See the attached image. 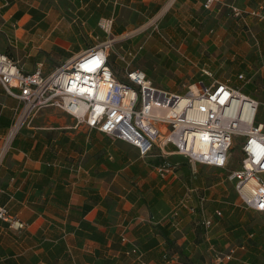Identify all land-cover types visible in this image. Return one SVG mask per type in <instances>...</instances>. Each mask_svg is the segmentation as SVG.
Returning a JSON list of instances; mask_svg holds the SVG:
<instances>
[{
    "label": "crops",
    "instance_id": "crops-1",
    "mask_svg": "<svg viewBox=\"0 0 264 264\" xmlns=\"http://www.w3.org/2000/svg\"><path fill=\"white\" fill-rule=\"evenodd\" d=\"M202 2L0 0V51L31 70L112 38L124 69L139 52L170 71H187L185 62L236 71L244 74L235 79L240 88L260 103L264 18H235L231 7L264 13V0H219L212 10ZM103 18L112 20L110 34ZM19 106L0 86V148ZM163 162L177 164L176 174L159 177L154 167ZM225 178L221 168L156 148L143 157L58 108H42L0 157V207L17 222L0 218V264H264V211L246 207Z\"/></svg>",
    "mask_w": 264,
    "mask_h": 264
},
{
    "label": "built area",
    "instance_id": "built-area-1",
    "mask_svg": "<svg viewBox=\"0 0 264 264\" xmlns=\"http://www.w3.org/2000/svg\"><path fill=\"white\" fill-rule=\"evenodd\" d=\"M218 2L203 0L202 6L212 10ZM231 14L239 19L247 15L264 18L261 6L250 10L231 7ZM111 22L106 18L99 21L106 34H110ZM113 40L106 38L48 73L41 63L25 70L0 51V86L20 103L0 157L38 110L55 107L74 117L78 124L130 143L143 157L156 148L164 156L182 155L192 166L203 163L221 168L243 204L264 211V122L255 120L259 101L242 88L219 80L206 84L199 80L183 93L171 91L156 85L144 70L132 68L129 63L125 64V79L120 80L109 64ZM202 71L210 76L206 69ZM243 77L242 73L238 75ZM236 136L243 138L242 157L238 167L227 169ZM177 169L173 162L154 167L161 178L175 175ZM200 202L203 204L205 198ZM215 214L221 215L220 211ZM0 218L11 226L17 223L4 207H0ZM212 222L206 219L203 224L208 228ZM132 248L137 253L138 248ZM227 258L229 255H216L217 261Z\"/></svg>",
    "mask_w": 264,
    "mask_h": 264
},
{
    "label": "rangeland",
    "instance_id": "rangeland-1",
    "mask_svg": "<svg viewBox=\"0 0 264 264\" xmlns=\"http://www.w3.org/2000/svg\"><path fill=\"white\" fill-rule=\"evenodd\" d=\"M113 49L115 52H110L109 56V61L110 64L115 70V74L118 79L124 80L125 78V69L123 68L124 61L120 60V58L117 56V51L118 49V44L113 46ZM127 58V57H126ZM16 59V58H15ZM20 64L23 65L25 60H19L18 61ZM36 62H41L42 63V69L43 71L48 70L50 67L55 68L56 66L58 67L57 61H52L50 59H47L45 61L43 60H38ZM58 64V65H57ZM185 67L187 71H170L168 68H161L159 62L155 57H146L144 54H140L139 52L136 53L133 57V60L131 61V67L134 68H139V69H146L147 76H149L156 85L161 86L165 89L171 90V91H177V92H185L187 91V87L189 85L191 86L192 83H195L199 80L201 75L205 76L203 74V71H200L198 68H195L191 62H185ZM187 66H191V68H187ZM26 67H24L25 69ZM150 68V69H148ZM201 68V66H200ZM32 70V68H30ZM204 68H201L203 70ZM210 73V76L206 75L207 77L211 78V81L213 80H219L222 82H226L229 85L232 86H239V79L237 78L238 76L236 75V71H208ZM47 73V72H46ZM244 75V74H243ZM256 76L255 78H257ZM213 78V79H212ZM237 79L238 81H236ZM209 81V83L211 82ZM236 81V82H235ZM231 83V84H230ZM236 84V85H233ZM240 87V86H239ZM257 92H255L254 96L258 97L260 99V105L258 107V112L256 114L255 120L258 122H264V91L260 88H257ZM59 110V109H58ZM61 111V110H60ZM65 113V112H64ZM35 115V114H34ZM33 115V116H34ZM68 115V114H67ZM32 116V117H33ZM31 117V119H32ZM30 119V120H31ZM26 126V125H25ZM242 137L236 136L233 142V148L230 151V156H229V163L227 165V169H232L236 168L239 166L240 159L242 157V153L240 150V142L242 141ZM261 178L264 179V174L261 175ZM231 184L233 185V182L231 181Z\"/></svg>",
    "mask_w": 264,
    "mask_h": 264
},
{
    "label": "trees",
    "instance_id": "trees-1",
    "mask_svg": "<svg viewBox=\"0 0 264 264\" xmlns=\"http://www.w3.org/2000/svg\"><path fill=\"white\" fill-rule=\"evenodd\" d=\"M243 92L246 93V94H248L249 93V90L248 89H244ZM162 233L165 234L163 231H162ZM165 235H167V234H165Z\"/></svg>",
    "mask_w": 264,
    "mask_h": 264
}]
</instances>
